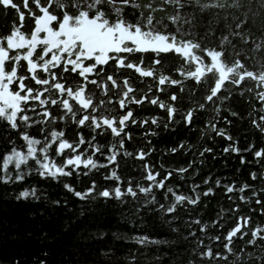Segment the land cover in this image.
<instances>
[{
    "label": "snow or ice",
    "instance_id": "6c2138e0",
    "mask_svg": "<svg viewBox=\"0 0 264 264\" xmlns=\"http://www.w3.org/2000/svg\"><path fill=\"white\" fill-rule=\"evenodd\" d=\"M0 7L14 9L18 16L6 33H0V185L4 187L0 193V246L33 236L21 222L10 218L7 210L13 198L42 199L38 193L45 189L37 184L17 190L26 177L36 175L60 182L75 174L78 179L83 176L90 180L87 185L79 181L82 190L63 183V188L80 200L79 211L77 206L70 207L66 196L43 197L53 214L58 209L72 213L63 222V231H72L91 212L115 200L116 206L129 205L127 212L141 220L145 209L147 214H159L175 240L161 241L148 234L129 239L140 245H174L175 251L168 254L170 264H264V224L253 226V215L264 217V170L251 171V183L245 181L237 187L233 180L224 186L226 193L239 192V201L254 207L248 214L231 219V227L224 223L229 220L225 213L235 214L241 205L221 209L211 221L213 225L219 222L220 231L213 234L199 216L181 224L185 214L191 217L202 197L214 193L210 179L202 181L203 192L198 191L200 184L191 185L194 198L182 190L175 191L170 183L176 175L182 180L190 178L189 169L196 167L197 160L203 164L205 153H213V148L182 140L164 152L194 149L187 167L165 168L161 163L159 170L146 159L154 148H128L134 140L131 129H147L139 134L140 139H146L157 135L150 125L159 127L163 123L168 130L182 121L191 128L195 114L201 110H210L211 116L200 135H208L211 129L231 141L232 136L218 128L215 120L224 111L239 116L232 109L237 96L249 106L252 126L264 134V0H0ZM213 9L224 14L225 26L218 38L219 13L204 22ZM257 20L260 43L253 35ZM233 40L251 44L252 49L238 50ZM251 60H256L258 67L250 68ZM173 62H177L175 67L171 66ZM176 73L181 79L174 78ZM189 78L197 87L187 90L191 106L183 110L177 105L182 102L184 82ZM200 85L204 86V95L197 101L192 97L200 91ZM171 86H179V93L171 91ZM166 91L171 92L168 100L160 99ZM145 105H158L166 111L167 119L138 116L137 111ZM223 120L232 124L228 116ZM250 149L257 165L264 161V147L255 149L249 144L243 152ZM229 151L242 150L229 144L223 152ZM132 156L143 162L138 177L121 168L122 163L127 166L123 158ZM246 162L241 155L240 163ZM97 173L103 182L97 179ZM215 185H221L219 178ZM40 214H45L44 208ZM31 215L35 219L36 213ZM98 234L105 235L103 231ZM40 238L52 240L53 236L44 231ZM191 238H195L194 243H189ZM76 239L53 264H118L113 245L96 251L87 244L92 234L86 224L79 228ZM43 255L40 264H48L50 253L45 251ZM125 259L134 264L137 256L129 253ZM153 261L162 264L157 256ZM14 264H20L18 257Z\"/></svg>",
    "mask_w": 264,
    "mask_h": 264
},
{
    "label": "trees",
    "instance_id": "16d2710c",
    "mask_svg": "<svg viewBox=\"0 0 264 264\" xmlns=\"http://www.w3.org/2000/svg\"><path fill=\"white\" fill-rule=\"evenodd\" d=\"M17 3L20 0H16ZM171 7H169V12ZM219 13L220 24L217 31V38L220 32L224 30L225 22L223 19V12L218 9H213L211 13H207L204 17V22H207L210 16L215 17V14ZM158 15H162L158 14ZM14 19H18V16L14 9H5L0 7V33H6L11 23ZM201 35H203L204 28H201ZM254 39L257 43L261 42V30L260 21L257 20L256 28L253 29ZM233 44L236 45L238 50H251L252 45H242L239 40H233ZM218 43V39L216 40ZM259 56L256 60H259ZM256 60L249 61V67H258ZM177 62L172 63V67L176 66ZM174 78L181 79L179 73H176ZM143 87V85H141ZM185 92L183 93V99L178 107L183 110L190 105L189 102V88L197 87L194 79L189 78L184 82ZM200 91H198L192 99L201 100L204 95V86H199ZM171 91H176L179 93V86H171ZM171 92L166 91L165 94L160 95V99L168 100ZM136 108L135 105H133ZM249 106L242 101L239 96L233 100L232 109L239 113L238 117H232L227 111H224L221 116L215 120L218 128H224L228 135L232 136V140L229 141L226 136H218L214 131L208 129V135L201 136L200 130L204 128L205 121L210 118L211 111H198L195 114L194 122L191 128L187 127L182 121L179 124L170 125L168 130L163 128V123L157 127L156 125H150L156 132L157 135H149L146 139H140L139 134L142 131H147V129L133 128L131 129L134 134V140L129 143V151H134L135 148L139 146H144L145 150L148 147L154 148L153 153L150 154L149 163L155 165L156 169H160V164L163 163L165 168H179L181 166L187 167L188 161L193 159L194 149H189L187 152L182 150L177 153L164 152V149L171 148L178 145L182 140L187 143H192L202 148L204 145L213 148V153H205L204 163L201 164L197 160L196 167L190 168L187 177L181 179L179 175L170 178V183L174 186V190L185 195H191L195 197L194 192L191 191V185L193 183L200 184L201 187L198 191L203 192L204 185L202 181L208 177L210 179V185L214 187L215 191L210 194L207 198L202 197L201 202L198 207H195L194 212L191 217L185 214L183 220L191 218L195 220L197 216L202 218V221L208 223L209 230H213V234L220 231L219 222L216 225L211 223L212 220H216L221 209H231L235 204L239 203L241 208L235 214L231 211L225 213L229 220H225L224 223L227 227H231L230 220L238 217L239 215L248 214L249 210L254 207L252 204L245 205L243 202L239 201V192L228 194L225 191V185L231 184L233 180L237 182V187H239L243 182L248 181L251 183L250 172L253 170H264V161H261L259 165L256 163V159L250 149L247 153L243 152V149L247 148L249 144H252L255 149H260L264 147V134H261L258 129L252 126L249 120ZM138 116H152L159 115L160 117L167 119V113L165 110L160 109L158 105H145L143 109H139L136 113ZM223 116H228L232 120V124L228 125L224 120ZM176 120L180 121L181 117L176 116ZM0 135H2V130H0ZM109 139L111 136L109 134ZM147 140L151 141V144L147 143ZM102 142V141H101ZM229 144H235L242 151L240 153L236 152H223V149ZM2 150V146H0ZM198 156V152L195 153ZM245 155L246 163H240V156ZM122 156V154H121ZM215 157V158H214ZM126 161V167L124 163L121 164V168L127 174H132L134 176H139L142 161H139L135 156L123 158ZM13 167V166H10ZM196 168L200 171L196 172ZM83 170V166H81ZM94 172L96 170H93ZM104 170H100L103 173ZM118 173L121 169H117ZM196 175L193 176V173ZM209 174H211L209 176ZM221 180V185L216 186L215 180ZM97 179L103 182L102 175L97 173ZM79 181H84L87 185L90 183L86 177H79L74 174L71 177H65L64 180L56 182L53 180H44L36 175H31L26 177V180L19 184V188L28 187L33 184H37L40 188L45 189L44 192H39L38 195L42 197L40 201H36L33 198H21L20 201H16L13 198L8 202L7 210L10 218L14 221H19L21 224L28 228L29 231L33 232V236L27 240L10 242L6 245L0 246V261L4 264H8L10 260L13 261L14 258L18 257L20 259V264H40L42 260L45 259L43 253L45 251L49 252L48 264H53L59 257L60 252L64 251L67 247L71 246L73 243L77 242V235L79 228L83 225H87L88 231L92 234V239L87 242L96 251H100L102 248H106L107 245H113L114 252L118 258V264H128L125 259L129 253L137 256V260L134 264H155L153 261V256L160 258L162 264H170L168 254L175 251V246L172 244L160 243L158 245H140L136 241L129 239L134 235L148 234L150 237L161 241H173L175 237L169 232L167 226L162 225L161 220L158 218L159 214H147L146 209L144 210L143 220L140 216H135L127 212V208L130 207L127 204L117 205V201L110 200L105 207L99 208L96 211L91 212L88 216L84 218L72 231H63V222L72 213H65L63 209H58L57 214H53L50 208L45 204L43 197L47 195L51 199L68 197L71 201L70 207L77 206V211H79L80 200L72 196L71 193L67 192L63 188V183L68 182L73 184L77 190H82V185ZM111 183V182H109ZM179 184L180 188H175V185ZM259 186V185H258ZM11 190V189H9ZM4 191L3 185H0V193ZM159 191V190H157ZM232 195L233 199L230 201L228 196ZM163 202V201H162ZM193 207V206H189ZM45 209V214H40V209ZM258 212V209H257ZM31 213H36L35 219ZM256 223L264 224V217L253 215V226ZM39 224L40 227H33V225ZM192 227H196L195 224ZM227 227L223 229L226 233ZM191 230V229H188ZM48 231L52 240L41 239V233ZM103 231L104 236H99V232ZM58 233V234H57ZM198 235H203L198 233ZM195 238H191L189 243H194ZM187 247V244L183 245Z\"/></svg>",
    "mask_w": 264,
    "mask_h": 264
}]
</instances>
